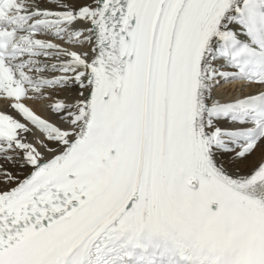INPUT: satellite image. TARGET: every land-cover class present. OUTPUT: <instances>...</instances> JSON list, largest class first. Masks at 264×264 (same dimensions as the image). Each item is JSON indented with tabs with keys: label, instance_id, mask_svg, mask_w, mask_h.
Wrapping results in <instances>:
<instances>
[{
	"label": "snow or ice",
	"instance_id": "snow-or-ice-1",
	"mask_svg": "<svg viewBox=\"0 0 264 264\" xmlns=\"http://www.w3.org/2000/svg\"><path fill=\"white\" fill-rule=\"evenodd\" d=\"M0 264H264V0H0Z\"/></svg>",
	"mask_w": 264,
	"mask_h": 264
}]
</instances>
